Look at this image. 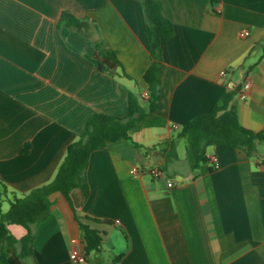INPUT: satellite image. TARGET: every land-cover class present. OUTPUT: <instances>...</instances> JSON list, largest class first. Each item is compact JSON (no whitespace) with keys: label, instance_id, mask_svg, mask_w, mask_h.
<instances>
[{"label":"crops","instance_id":"obj_1","mask_svg":"<svg viewBox=\"0 0 264 264\" xmlns=\"http://www.w3.org/2000/svg\"><path fill=\"white\" fill-rule=\"evenodd\" d=\"M159 1L174 33L161 42L158 104L128 139L89 159L91 191L82 212L108 220L87 221L103 232L100 247L84 251L79 222L64 194L54 191L26 264H77L74 247L87 254L83 264H264V143L255 155L209 145L206 154L218 155L219 168L208 160L192 168L178 149L183 137H175L226 86L236 90L239 123L264 130V0ZM99 43L114 51L115 69L95 62ZM151 60L139 0H0L2 211L13 196L54 177L90 116L124 117L130 96L148 109L142 94ZM247 78L252 85L240 99ZM171 145L175 155L167 161ZM133 165L160 167L164 175L133 174ZM24 232L0 221V253L10 264L23 263L7 235Z\"/></svg>","mask_w":264,"mask_h":264},{"label":"trees","instance_id":"obj_2","mask_svg":"<svg viewBox=\"0 0 264 264\" xmlns=\"http://www.w3.org/2000/svg\"><path fill=\"white\" fill-rule=\"evenodd\" d=\"M139 1L144 12L152 59L144 73L149 91L148 109L140 104L136 96H130L126 116L119 117L106 113H95L90 116L84 132L67 146L54 177L26 193L13 196L6 211H2L1 205L7 195V188L0 179V221L4 224L17 223L25 228L21 237L17 238L11 233L7 235V243L16 247L17 256L23 264H26L27 257L34 255L35 226L49 215L52 203L49 195L54 191H61L68 200L86 240L84 251L88 253L90 250L98 249L102 243L103 232L91 227L87 221L108 220L82 212L83 203L91 191L87 177L90 156L97 149L128 139L131 130L140 128L145 114L156 108L160 97L162 71L161 42L174 33L173 23L163 15L159 0ZM62 15L70 14L63 12ZM72 20H75V17ZM97 53L101 58L98 57L95 62L108 70L115 69L119 63L114 51L104 43L97 44ZM108 57L113 63L108 61ZM235 92V89L226 86L219 100L213 103L208 111L184 123L176 134L177 137H185L187 140L186 157L192 168L208 160L206 148L209 145L228 144L244 150L248 155H255L258 144L264 143V130L255 131L239 123L233 102ZM172 155H175L173 145L167 152V161ZM0 264H10L6 253H0Z\"/></svg>","mask_w":264,"mask_h":264},{"label":"built area","instance_id":"obj_3","mask_svg":"<svg viewBox=\"0 0 264 264\" xmlns=\"http://www.w3.org/2000/svg\"><path fill=\"white\" fill-rule=\"evenodd\" d=\"M242 36H246L249 34V30L245 29L240 33ZM221 73L223 75L226 74V70H221ZM251 79L247 78L243 81L242 86L240 88V90L238 91V96L240 99H245L247 97L248 91L251 88ZM143 97L148 98L149 97V92L145 91L143 92ZM173 127H178L177 124H174ZM208 157V156H207ZM208 162L211 163L213 168H219L220 163H219V159H218V155L216 153L211 154L208 157ZM131 173L133 174H139L141 175L142 173H144L145 171H148L151 175L155 176V177H159V176H163L164 175V171L163 169H161L160 167H151L148 170L144 169V168H140L137 165H133L130 169ZM72 260L74 263L77 264H83L86 261V255L85 253L79 248V247H74L72 249ZM116 264H120V262H117Z\"/></svg>","mask_w":264,"mask_h":264},{"label":"rangeland","instance_id":"obj_4","mask_svg":"<svg viewBox=\"0 0 264 264\" xmlns=\"http://www.w3.org/2000/svg\"><path fill=\"white\" fill-rule=\"evenodd\" d=\"M145 104V103H144ZM176 138H178L176 135H175ZM177 141V144H178V149L180 151V154L184 157H186V145H187V140L185 137L183 138H178L176 139Z\"/></svg>","mask_w":264,"mask_h":264},{"label":"bare ground","instance_id":"obj_5","mask_svg":"<svg viewBox=\"0 0 264 264\" xmlns=\"http://www.w3.org/2000/svg\"><path fill=\"white\" fill-rule=\"evenodd\" d=\"M82 250V249H81ZM87 255V254H86Z\"/></svg>","mask_w":264,"mask_h":264},{"label":"water","instance_id":"obj_6","mask_svg":"<svg viewBox=\"0 0 264 264\" xmlns=\"http://www.w3.org/2000/svg\"><path fill=\"white\" fill-rule=\"evenodd\" d=\"M102 67H104V66H102Z\"/></svg>","mask_w":264,"mask_h":264}]
</instances>
